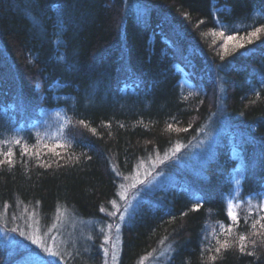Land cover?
<instances>
[{"label":"trees","instance_id":"obj_1","mask_svg":"<svg viewBox=\"0 0 264 264\" xmlns=\"http://www.w3.org/2000/svg\"><path fill=\"white\" fill-rule=\"evenodd\" d=\"M229 33L244 47L225 53ZM9 149L0 264L29 254L54 264L25 237L60 244L78 228L69 221L116 224L113 200L131 205L117 264H264V228L250 227L264 216V0H0ZM237 167L235 224L226 205ZM81 244L65 251L81 261Z\"/></svg>","mask_w":264,"mask_h":264},{"label":"rangeland","instance_id":"obj_2","mask_svg":"<svg viewBox=\"0 0 264 264\" xmlns=\"http://www.w3.org/2000/svg\"><path fill=\"white\" fill-rule=\"evenodd\" d=\"M178 68V67H176ZM179 69V68H178ZM180 70V69H179ZM182 81L184 82V84H186V81L184 78H182ZM62 127H54L57 129V131H55V135L56 136H62ZM60 132V134H59ZM61 138V137H60ZM240 167H237L235 170H233L232 172V184H233V189H232V195L231 198H229L228 203L231 204V211H233L234 213H236V207H237V201H236V197L238 196L239 192H240V183H241V176H240ZM134 176L128 178L127 180H132ZM237 181H239V183H237ZM132 183V182H131ZM130 183V184H131ZM121 212V211H120ZM120 212H114L115 215H109V217H114V218H118L115 219L116 224H100V225H92L90 224L89 226L84 225L82 223L78 224L77 222L74 221H69V224L71 227L76 226L78 228L72 230V231H68L64 234L65 240L64 242H59L60 244H54L55 242H53V237L54 236H50L49 238V247H51L53 249V251H56L59 253L58 256H52L49 253H47L49 255V257L51 258V261L54 264H81V261H85L86 257H88V264H104L105 260L107 261V264H117V258H118V252H119V232L116 231V225L118 224L120 227ZM124 212V210L122 211ZM122 222V220H121ZM108 225H111V228L108 227ZM97 227V229H95ZM77 230V233L79 234V236H77L78 238H76V236L73 234V232ZM86 230V234L84 238H81L80 233L81 231H85ZM95 230L96 233L98 234V238L96 239V241H92V237H88L89 233H93ZM105 236L108 237V243H104V238ZM71 238V241L69 243H67V240ZM81 239L83 240V242L85 243V247H83V245L81 244L80 246L82 248H84V252H82V254L78 255V258L81 260L79 261L77 258L74 257L73 255L68 254L65 251V245H68V247L70 249H72L73 247V243L74 240L76 239ZM104 249L108 250V256L105 257L104 256ZM97 253L94 255V252ZM84 255V256H82ZM113 255L115 256V259H113ZM63 257V259H62ZM84 257V259H83ZM63 262V263H62ZM68 262V263H67Z\"/></svg>","mask_w":264,"mask_h":264},{"label":"snow or ice","instance_id":"obj_3","mask_svg":"<svg viewBox=\"0 0 264 264\" xmlns=\"http://www.w3.org/2000/svg\"><path fill=\"white\" fill-rule=\"evenodd\" d=\"M260 31H262V29H259L258 28V29H256V31H254L252 33H249L248 34V38H247V42L248 43H251L252 42V38L253 37H256L257 36V33L260 32ZM220 35L221 36H224L225 35L224 30H221L220 31ZM231 42H236L235 43V47H237V48H243L244 47V43L243 42L237 41V37H235V36H233V35H231L229 33L227 35V37H226L225 44L223 46L224 47V50H225V53L227 51V45H228V43H231ZM80 123L83 124L84 121H80ZM85 126L87 127V125H85ZM91 131L93 133H95V129H91ZM17 143H19V141H17ZM176 151H179V148H177ZM0 155H5V156H8V157H11L12 152L9 149L7 152H0ZM22 155H23V153H22ZM4 163H7V164L11 165L12 164V160L10 158L7 159V160H0V165H2ZM124 179H127V177H125ZM139 183L140 184H144V180H140ZM237 183H239V181H237ZM120 187L123 188L124 185L121 184ZM133 187H135V185H133ZM118 195L121 196V199L122 200H126L127 199L126 196H124V195H122L120 193H118ZM258 197L261 200H264V195L258 194ZM111 203H112L113 207L116 209V212H120V208L117 206V202L115 200H113V201H111ZM195 204L196 205H199L200 204V200L197 199L195 201ZM129 207H131V205H128V207H126L124 209V212H120V216H119V219L120 220H124L125 219V213L128 211V208ZM262 207H264V206H262ZM100 210L101 211H104L103 208H101ZM193 210H198V208H194ZM184 214L186 215L187 213H184ZM110 215H115V213H110ZM226 216H227L228 220L231 221L232 223H235V224H238L239 223V216L236 213H234L233 211H231V204L230 203H228L226 205ZM261 220H264V216L260 217L259 219H256L253 223H251V225H250L251 229H256L257 224H260L261 228H264V224H261ZM232 223H230L228 225V230L229 231H231ZM247 223H248V221H247V219H245V224L247 225ZM108 227L111 228V225H108ZM222 227H223V225H222ZM13 231H16V230L13 229ZM116 231L119 232V225L118 224L116 225ZM20 235L23 236L24 233H20ZM25 238L26 239H30L31 240V243L33 245H36L37 247L42 248V250L45 253H49L52 256H58L59 255L58 252L53 251V249L51 247H49L47 244L43 243V241L41 239H39V238H33V237H30V236L29 237H25ZM245 239H246L245 235H240L239 236L240 251L242 253H244L246 251V245L243 243L245 241ZM104 243H108V237L107 236H105V238H104ZM217 243L218 244H221V248L222 247H226V245H227V241H225L224 243H221L219 240H217ZM252 243L255 245L256 242L253 241ZM220 250H221L220 248H216L215 249V251L217 253H219ZM247 255L251 256V255H253V253L252 252H247ZM104 256L105 257L108 256V250L107 249H104ZM113 259H115V256L114 255H113ZM210 259L214 260L215 257H211ZM31 260H32V255L29 254V256L25 257V264H29V262ZM36 264H44V262L43 261H39V259L37 258L36 259ZM104 264H107V261L106 260H105ZM140 264H143V261H141Z\"/></svg>","mask_w":264,"mask_h":264}]
</instances>
